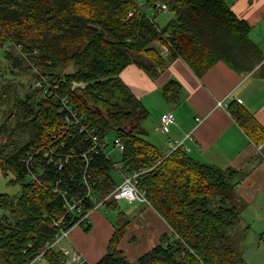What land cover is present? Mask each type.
<instances>
[{
    "label": "trees",
    "instance_id": "1",
    "mask_svg": "<svg viewBox=\"0 0 264 264\" xmlns=\"http://www.w3.org/2000/svg\"><path fill=\"white\" fill-rule=\"evenodd\" d=\"M147 1L157 9V0ZM163 1L171 13L164 25L137 7L136 0H0V51L5 49L3 57L11 71L18 66L29 70L21 55L6 45L12 47L9 43L16 41L25 50L37 47L40 66L59 79V91L86 111L102 136L113 131L122 139L124 149L116 160L121 167L126 172L149 168L139 175V184L147 189L151 205L172 233H163L158 244L131 260L120 246L129 224L120 211L107 251L94 264H248L229 232L240 221L241 207L232 192L237 171L199 161L180 147L162 153L143 125L147 109L119 73L133 62L154 73L165 61L159 46L181 56L198 75L220 59L238 71H250L263 53L249 36V23L226 0ZM132 8L136 11L128 16ZM144 55L148 61L139 58ZM30 73L34 76L31 69ZM73 79L85 80L86 86L70 90ZM173 87L180 88L175 79L163 87L169 100L176 97ZM32 90L17 102L24 119L21 125L32 128L30 139L4 154L6 142L0 151V167L11 169L13 181L20 183L18 194L0 193V209L5 210L0 213V260L7 264H26L39 253L54 239L53 214L62 213V195L32 188L25 180L21 158L26 148L63 123L59 99L44 96L37 87ZM231 110L252 140L264 141V127L251 112ZM73 131L68 142L86 147L83 133ZM112 159L102 152L94 155L97 187L102 192L118 184ZM81 172L71 161L61 168L47 167V174L63 188L77 186ZM118 201L106 204L116 207ZM90 227L88 223L84 228ZM46 258L51 264H62L56 249L47 250Z\"/></svg>",
    "mask_w": 264,
    "mask_h": 264
},
{
    "label": "crops",
    "instance_id": "2",
    "mask_svg": "<svg viewBox=\"0 0 264 264\" xmlns=\"http://www.w3.org/2000/svg\"><path fill=\"white\" fill-rule=\"evenodd\" d=\"M226 1L249 23V36L263 53L253 69L238 71L220 59L198 75L181 56L159 46L165 61L154 73L133 62L119 74L147 109L143 125L162 153L168 154L175 142L183 140L195 159L237 171L232 192L241 207L240 232L247 236L253 229H258L253 233H264V141L252 140L231 109L248 110L264 127V0ZM171 79L177 80L180 88L173 87L176 97L169 100L163 87ZM220 99L224 106H217ZM231 102L232 108H228ZM170 109L174 110L176 123L164 131L160 116ZM197 116L203 121L198 123ZM113 208V220L98 208L90 217L89 231L80 225L73 227L67 244L82 253V264H94L106 253L120 211L129 218L120 246L131 260L158 244L163 233H172L169 223L152 205L118 203ZM239 222L230 228L232 236Z\"/></svg>",
    "mask_w": 264,
    "mask_h": 264
},
{
    "label": "built area",
    "instance_id": "3",
    "mask_svg": "<svg viewBox=\"0 0 264 264\" xmlns=\"http://www.w3.org/2000/svg\"><path fill=\"white\" fill-rule=\"evenodd\" d=\"M157 8L167 9L164 1L157 0ZM136 5L143 9V5L136 1ZM136 11L132 8L128 16ZM12 47L6 45V48H12L19 53L23 60L29 65L34 73V87L40 88L44 96L54 95L60 101L59 113L63 116V123L56 130L51 132L50 136L41 141H34L28 145L25 154L21 158L24 164L26 178L32 188L46 189L57 192L62 195V213H54L52 216V225L56 228L54 239L47 241L44 248L31 258L26 264H40L46 258V251L56 249L59 252V258L62 264H82V253L77 249L71 248L63 243L64 239L70 237V232L75 226H84L90 222V217L100 205H106L111 199L126 200L128 202H142L151 205L147 189L139 184V175L149 168L141 170H131L126 172L119 162L112 159L114 167L118 168L122 180L109 192H102L97 187L96 172L97 166L93 163L94 155L104 153L112 157L106 150L108 143L106 136H102L97 127L91 124L86 113L71 101L68 93L63 94L58 88H61L59 79L52 76L48 71H44L40 66V58L37 47L25 50L24 44L12 41L9 43ZM86 86V81L82 79H73L69 85L70 90H80ZM238 101L242 102L241 98ZM223 99L217 101V106H224ZM202 116H197L198 123L203 121ZM176 123V116L173 110H168L160 116V125L164 131ZM73 130L82 132L88 145L84 148H77L68 142V136L73 134ZM115 145L122 151L124 142L119 136L114 137ZM173 149L182 148L187 151L188 147L184 145L183 140L175 142ZM73 162L81 168V180L77 186L72 188L61 186V182L56 181L47 174V167L50 164L56 167H63L68 162ZM67 218H71L69 223ZM0 264H7L5 261Z\"/></svg>",
    "mask_w": 264,
    "mask_h": 264
},
{
    "label": "rangeland",
    "instance_id": "4",
    "mask_svg": "<svg viewBox=\"0 0 264 264\" xmlns=\"http://www.w3.org/2000/svg\"><path fill=\"white\" fill-rule=\"evenodd\" d=\"M136 1L143 5V9L149 16H155V19L159 24L164 25L168 22V18L171 15L169 10H161L160 8L156 9L154 5H151L147 0ZM4 53L5 49L2 48L0 51V125H4V131L3 133H0V151H2L1 146L8 142L9 144L4 150V154H8L15 145L24 144L30 139L32 128L24 124L23 126L21 125L24 119L21 114V106H19V103L17 102L20 99H25L27 95L33 92L32 88L35 79L30 73V69L27 70L24 67L20 68L18 66L15 71H11L3 57ZM139 58L143 61H148L146 60L147 57L145 55L140 56ZM114 137L115 133L113 131L109 132L106 136L105 140L108 143L106 150L114 160H120L122 151L115 145ZM112 173L117 181L122 180V175L118 168L114 167ZM14 179L15 174L11 169L3 171L0 167V193H8L12 195L18 194L20 192V183L13 181ZM25 180L28 181L29 178H26ZM118 203L120 206H125L138 202H128L122 199L119 200ZM105 207H108V209ZM98 211L104 213L111 220H113L116 215V210L108 204L100 205ZM4 212L5 210L1 208L0 213ZM83 227H86V225ZM91 227L84 228V230L89 231ZM240 227L239 222L238 228L234 230L233 237L247 263L264 264V233H253L258 231V229H253V232L245 236L243 232H240ZM68 239H64L63 243L67 244ZM0 262H2V260H0ZM40 264H51V262L47 258H44Z\"/></svg>",
    "mask_w": 264,
    "mask_h": 264
},
{
    "label": "bare ground",
    "instance_id": "5",
    "mask_svg": "<svg viewBox=\"0 0 264 264\" xmlns=\"http://www.w3.org/2000/svg\"><path fill=\"white\" fill-rule=\"evenodd\" d=\"M77 105V104H76ZM81 109V108H80ZM86 112V111H85Z\"/></svg>",
    "mask_w": 264,
    "mask_h": 264
}]
</instances>
